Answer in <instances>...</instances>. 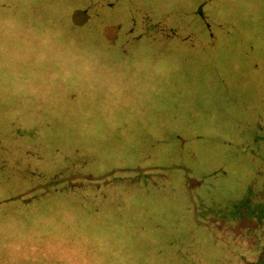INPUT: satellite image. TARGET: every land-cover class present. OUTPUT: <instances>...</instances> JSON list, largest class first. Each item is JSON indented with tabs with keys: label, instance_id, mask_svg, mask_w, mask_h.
<instances>
[{
	"label": "rangeland",
	"instance_id": "1",
	"mask_svg": "<svg viewBox=\"0 0 264 264\" xmlns=\"http://www.w3.org/2000/svg\"><path fill=\"white\" fill-rule=\"evenodd\" d=\"M0 264H264V0H0Z\"/></svg>",
	"mask_w": 264,
	"mask_h": 264
},
{
	"label": "trees",
	"instance_id": "2",
	"mask_svg": "<svg viewBox=\"0 0 264 264\" xmlns=\"http://www.w3.org/2000/svg\"><path fill=\"white\" fill-rule=\"evenodd\" d=\"M158 22V21H157ZM161 24L163 25V23L161 22ZM162 28V30H161V33H166L167 35H176L177 34V32L176 31H174V30H171L170 28H165V27H162L161 25H159V27H157L156 28V30H155V33H157V30L158 29H161ZM154 30V29H153ZM178 31V30H177ZM159 35V34H158ZM165 35V34H164ZM134 39V38H133Z\"/></svg>",
	"mask_w": 264,
	"mask_h": 264
},
{
	"label": "flooded vegetation",
	"instance_id": "3",
	"mask_svg": "<svg viewBox=\"0 0 264 264\" xmlns=\"http://www.w3.org/2000/svg\"><path fill=\"white\" fill-rule=\"evenodd\" d=\"M257 121L258 122H261L262 121V117L258 118Z\"/></svg>",
	"mask_w": 264,
	"mask_h": 264
}]
</instances>
